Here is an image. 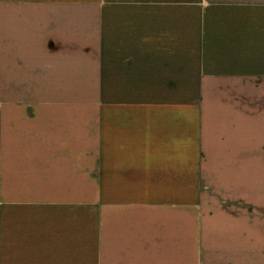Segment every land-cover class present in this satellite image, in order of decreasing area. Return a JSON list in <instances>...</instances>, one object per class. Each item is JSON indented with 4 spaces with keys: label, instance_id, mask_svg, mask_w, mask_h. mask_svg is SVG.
Returning <instances> with one entry per match:
<instances>
[{
    "label": "crops",
    "instance_id": "obj_1",
    "mask_svg": "<svg viewBox=\"0 0 264 264\" xmlns=\"http://www.w3.org/2000/svg\"><path fill=\"white\" fill-rule=\"evenodd\" d=\"M0 264H264V0H0Z\"/></svg>",
    "mask_w": 264,
    "mask_h": 264
}]
</instances>
